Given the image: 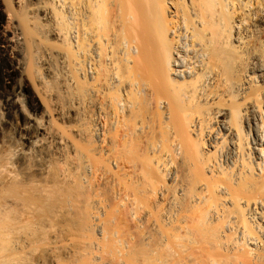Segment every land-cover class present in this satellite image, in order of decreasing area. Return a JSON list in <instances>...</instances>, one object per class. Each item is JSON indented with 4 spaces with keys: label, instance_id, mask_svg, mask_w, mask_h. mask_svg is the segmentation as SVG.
I'll use <instances>...</instances> for the list:
<instances>
[{
    "label": "bare ground",
    "instance_id": "obj_1",
    "mask_svg": "<svg viewBox=\"0 0 264 264\" xmlns=\"http://www.w3.org/2000/svg\"><path fill=\"white\" fill-rule=\"evenodd\" d=\"M0 61V264H264V0H0Z\"/></svg>",
    "mask_w": 264,
    "mask_h": 264
},
{
    "label": "rangeland",
    "instance_id": "obj_2",
    "mask_svg": "<svg viewBox=\"0 0 264 264\" xmlns=\"http://www.w3.org/2000/svg\"><path fill=\"white\" fill-rule=\"evenodd\" d=\"M0 63H1L0 64V68H1L3 62L0 61ZM11 88H12L11 83H7L3 81L0 90L4 91L7 94L9 91H11ZM4 116L5 115L2 108V102L0 100V145H5L3 146L4 149L8 148L6 151L0 154V174L5 173L6 171H7L6 173H9L8 171L10 170L16 171L19 166V162H18L19 157L17 154L13 153L14 151L11 150L16 140H18V134H17L18 124L16 122L6 123V124L2 123L3 119L5 118ZM25 118H26L25 115H23L22 119Z\"/></svg>",
    "mask_w": 264,
    "mask_h": 264
}]
</instances>
